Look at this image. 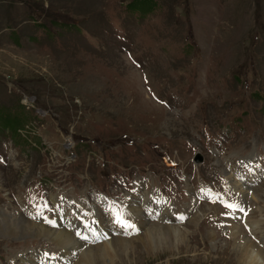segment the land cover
Wrapping results in <instances>:
<instances>
[{
	"label": "rangeland",
	"instance_id": "rangeland-1",
	"mask_svg": "<svg viewBox=\"0 0 264 264\" xmlns=\"http://www.w3.org/2000/svg\"><path fill=\"white\" fill-rule=\"evenodd\" d=\"M150 184L171 210L149 201L142 231L119 227L108 211L130 215ZM51 202L130 241L115 264H238L236 244L261 247L246 219L264 222V0H0V264L55 249L5 232L57 227ZM150 225L179 229L184 252L147 256Z\"/></svg>",
	"mask_w": 264,
	"mask_h": 264
},
{
	"label": "bare ground",
	"instance_id": "bare-ground-1",
	"mask_svg": "<svg viewBox=\"0 0 264 264\" xmlns=\"http://www.w3.org/2000/svg\"><path fill=\"white\" fill-rule=\"evenodd\" d=\"M51 198L52 201L55 200V196H51ZM133 199L135 198L132 197V200ZM135 201H137V203H140V207H138L137 205L132 206L133 210L130 214L131 220H129V222L130 225H132L131 230L135 229L136 234L142 231V229L144 228L143 225H139V222H141V217L144 214V210L141 208V205H148L150 199L148 198V196H146L141 202L136 199ZM154 202L158 204L159 201ZM52 203L55 204L54 202ZM73 203L75 204V201H73ZM78 205L77 215L80 218L77 217V219H74L76 223H72L70 220L68 221V219L63 217L62 213L59 212L57 227H54L53 229H50L45 223H40L37 225L35 223L25 222L22 220L21 222L17 223V225L14 224V221H12V223L10 222V225L8 223L6 224L5 232L8 237L15 238L19 236L23 237L29 235H37L47 239H51V241L55 243V249L49 253L37 255L35 254L28 257H25V255L21 253L16 254V257L22 261V264H59V262H61L62 264L63 262L64 264H98L99 260H101V263L107 262V264H115L114 260L121 256L120 254H123L124 256L126 254V251L132 253L136 250V248H134V245L130 241H127L123 238H111L109 231L101 229L99 227V221L97 219L98 213L96 210L88 213L87 210L84 209L79 203ZM150 205L151 206L148 205V209H150L152 213H155V215H158L157 209L153 208V206H155L156 204L150 203ZM162 205L164 207L167 206V204L164 202L162 203ZM80 210H83L84 213H78V211ZM108 212L115 219L116 214L111 213L110 211ZM121 214V212H117V215ZM172 217L175 218L176 216L173 215ZM176 219L181 218L179 217V215H177ZM165 220L166 222H168L167 219ZM116 223L119 227L121 226V223ZM263 223L264 222L262 220L251 221L249 219H246V224H248V227L251 228L253 233H257V229L261 227V234H264V230L262 227ZM75 224H78L80 227L74 226ZM230 224L231 227H233L232 235L233 237H236L234 238V240L237 241V238L240 234L239 229L236 227V225H234L235 223L233 224V221H231ZM81 225H86V227H81ZM73 230L75 232H72ZM83 230H87L89 234L86 235ZM71 234H73L74 236H79L81 238V241H75L72 238ZM95 235L98 236L96 240H104V243L100 244L97 247L95 245H91L95 240V238L93 237ZM182 238L183 236L177 228L150 225L147 228L146 232L141 236L138 235L135 240L142 242L143 247L146 250L145 252H143L147 256L162 257L169 254H180L184 252V248L179 247V243L184 244ZM260 244L261 247L259 246V248L249 240L244 239L242 241V244H236L234 246L232 255L236 259L238 264H264V241H262Z\"/></svg>",
	"mask_w": 264,
	"mask_h": 264
},
{
	"label": "snow or ice",
	"instance_id": "snow-or-ice-1",
	"mask_svg": "<svg viewBox=\"0 0 264 264\" xmlns=\"http://www.w3.org/2000/svg\"><path fill=\"white\" fill-rule=\"evenodd\" d=\"M224 206H225L226 208H229L231 211H236V210L243 211V209H239V206H238V205L225 203ZM118 222L121 223L122 226H125V227H132V225L127 224L126 222H124V221H122V220H118Z\"/></svg>",
	"mask_w": 264,
	"mask_h": 264
},
{
	"label": "water",
	"instance_id": "water-1",
	"mask_svg": "<svg viewBox=\"0 0 264 264\" xmlns=\"http://www.w3.org/2000/svg\"><path fill=\"white\" fill-rule=\"evenodd\" d=\"M192 161L197 164L201 161V157L198 154H195Z\"/></svg>",
	"mask_w": 264,
	"mask_h": 264
}]
</instances>
